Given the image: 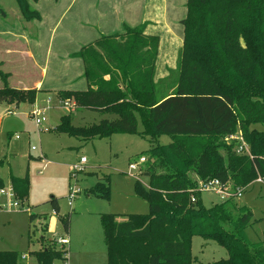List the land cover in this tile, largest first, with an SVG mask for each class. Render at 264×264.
Listing matches in <instances>:
<instances>
[{"label": "trees", "instance_id": "trees-1", "mask_svg": "<svg viewBox=\"0 0 264 264\" xmlns=\"http://www.w3.org/2000/svg\"><path fill=\"white\" fill-rule=\"evenodd\" d=\"M15 1L24 19L34 12L39 18L30 0ZM187 8L177 67L167 77L154 81L159 38L145 34V24L126 26L123 33L102 35L73 54L84 61L88 89L57 93L78 108L112 116L85 128L74 126L71 114L63 115L57 132L99 138L137 133L151 138L150 160L159 159L157 168L143 172L149 188L139 187L149 213L130 214L124 221L102 216L106 264H198L192 253L196 236L226 248L228 257L211 264H264V241L252 242L245 232L253 223L252 210L233 198L206 207L197 189L200 177L244 189L264 178V130L255 127L264 125V0H188ZM9 76L0 68V101L33 104L38 90L14 88ZM236 125L251 156L237 153L236 141L216 142L234 134ZM162 134L173 140L158 143ZM178 137L197 141L186 144ZM4 162L0 152V169ZM10 178L24 202L27 176L11 172ZM105 189L98 184L90 192L106 195ZM52 205L59 215L56 198ZM63 224L68 232V217ZM51 253L66 259L59 251ZM18 255L0 251V264H22Z\"/></svg>", "mask_w": 264, "mask_h": 264}, {"label": "rangeland", "instance_id": "rangeland-1", "mask_svg": "<svg viewBox=\"0 0 264 264\" xmlns=\"http://www.w3.org/2000/svg\"><path fill=\"white\" fill-rule=\"evenodd\" d=\"M0 9L6 13L3 16L0 11V19L5 22L13 23L17 19L27 25L32 24L36 17L34 12L31 19H24L15 0H0ZM24 49L21 44L0 41V68L10 74V86L12 81H19L14 76L18 73L22 75L20 80L23 85H30L37 79L38 72L31 61H24L21 69L13 63L8 64L9 60L14 62L25 56ZM50 98L52 102L48 103L46 95H40L35 106L28 102L0 101V152L5 161L0 169L3 188L11 187V172L17 176H27L29 182L28 194L24 202L20 201L19 207H11V199L0 194V251L17 252L22 264H106L109 254L102 216L113 214L116 221H124L130 214L147 215L149 205L139 193V187L146 190L149 188V178L143 172L147 167L151 170L157 168L159 159L154 157L150 160L151 138L137 133H113L109 137L99 138L76 137L57 132L55 129L63 115L71 114L72 124L85 128L112 116L83 108L70 112L61 106L58 97L51 95ZM48 106L45 111L47 121L38 127L32 119L31 111ZM138 118V130L142 131L143 124ZM255 127L264 130L263 124ZM239 132L236 125L234 134ZM172 140L168 134L157 138L161 144ZM175 140L185 141L186 144L197 141L191 138L182 140L179 137ZM216 142L222 146L235 141L222 137ZM32 146L36 149L33 150ZM222 152L225 153L223 149ZM82 156L88 160L86 169L75 179L71 165ZM142 157L150 165H146L145 161L141 171L131 170L130 163ZM189 174L193 179L197 178L195 172ZM201 180L203 178L200 177ZM98 184L106 186V195L90 192ZM71 187L80 190L73 206L69 203ZM201 197L206 207L224 201L221 195L211 191L202 192ZM53 198L58 201L59 215L54 212ZM238 201L254 214L253 223L245 231L248 239L263 242L264 184L253 181ZM65 217L69 218L68 232L63 224ZM60 237L67 238L66 245L59 243ZM58 251L66 259L51 253ZM192 253L198 264H211L228 257L226 248L200 236L193 239Z\"/></svg>", "mask_w": 264, "mask_h": 264}, {"label": "crops", "instance_id": "crops-1", "mask_svg": "<svg viewBox=\"0 0 264 264\" xmlns=\"http://www.w3.org/2000/svg\"><path fill=\"white\" fill-rule=\"evenodd\" d=\"M187 2L188 0H30L39 18L27 25L17 19L13 23L0 19V41L23 45L25 56L13 60L14 62L9 60L8 64L13 63L21 69L24 61H31L38 76L32 84L23 85L20 80L22 75L18 73L14 76L19 81H12L10 84L23 90L37 89L36 101L31 104L33 106L43 94L50 98L51 95L57 97L59 91L86 90L88 81L84 77V61L73 54L102 35L121 34L126 26L137 27L142 24L146 25L145 34L159 38L154 75V81L157 82L177 67L179 51L184 41L182 20L187 17ZM7 50L12 52L11 48Z\"/></svg>", "mask_w": 264, "mask_h": 264}, {"label": "built area", "instance_id": "built-area-1", "mask_svg": "<svg viewBox=\"0 0 264 264\" xmlns=\"http://www.w3.org/2000/svg\"><path fill=\"white\" fill-rule=\"evenodd\" d=\"M47 101H48V103H51L52 98H48ZM59 103L61 104V106L69 109L70 112H74L78 109V105L76 104V102L70 98H68V99L59 98ZM48 108H49V106L47 108H45V107L44 108H34L31 111L32 119L35 121V123L38 127L43 126V124L47 121V116L45 115V111ZM19 137L20 136L17 135V138H19ZM226 138H227V140L229 139L231 141L234 140L237 142V146H236L237 153L247 154V155L251 156L249 146H248L246 140L244 139V136H243L241 131L238 134H231V135L227 136ZM32 149L35 150L36 147L32 146ZM145 161H146V158L142 157L137 162H131L129 165V168L131 170L141 171V165ZM87 162H88L87 158L85 156H82L78 162H75L74 164L71 165V169H72V172H73L75 179L78 178L80 172L85 171ZM256 181L260 182V183H264V178L258 177L256 179ZM197 182H198L197 189L199 192H204V191L215 192L216 194L221 195L224 200L231 199V198L236 199V200H240L243 197L244 192L246 191V189H244L240 186L234 187L231 182L223 183L220 180L214 179V178H207V179H204L201 181H200V179H197ZM78 192H80L79 188L71 187V190L69 193V203L71 206H73V201H74L76 195L78 194ZM0 194L8 196L11 199V202H10L11 207H19L20 206L21 200L17 198L13 185H11V187H9L8 189H5L3 187L0 188ZM14 198H16L17 200H13ZM192 200L194 201L195 197H192ZM67 242H68V240L66 237H60L59 238L60 244L66 245Z\"/></svg>", "mask_w": 264, "mask_h": 264}]
</instances>
